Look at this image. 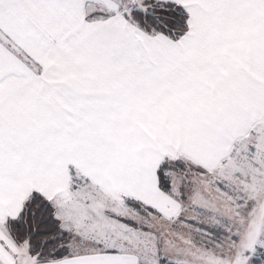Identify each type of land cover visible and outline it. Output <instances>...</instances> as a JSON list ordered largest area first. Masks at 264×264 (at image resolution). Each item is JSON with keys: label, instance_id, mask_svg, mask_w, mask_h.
<instances>
[{"label": "rangeland", "instance_id": "rangeland-1", "mask_svg": "<svg viewBox=\"0 0 264 264\" xmlns=\"http://www.w3.org/2000/svg\"><path fill=\"white\" fill-rule=\"evenodd\" d=\"M173 1L181 36L131 18L154 0H0V208L41 185L69 237L62 258L34 254L0 219V264H264V0ZM240 153L254 209L194 176L234 181ZM210 230L235 238L217 249Z\"/></svg>", "mask_w": 264, "mask_h": 264}, {"label": "trees", "instance_id": "trees-1", "mask_svg": "<svg viewBox=\"0 0 264 264\" xmlns=\"http://www.w3.org/2000/svg\"><path fill=\"white\" fill-rule=\"evenodd\" d=\"M154 1L155 3H150V7H148L142 14H132L133 17L131 18L135 21V23H138L141 28L143 27L146 30H149L150 25H153V23H155L156 33H164L170 36H181L182 33H186L188 29L189 13L182 7V5L173 0ZM235 156L240 159L242 167L241 169L239 168V170L233 172L235 175L234 181L222 179L219 175V172H209L193 168L194 176H196V178L198 179L199 174H204L206 175V178H212L214 188L212 186L210 187L212 189H215V194H218L236 210L242 208L245 210L247 208L254 209L256 205L253 204V201L258 188L255 187L250 190V187L253 186V182L251 177L247 176L250 174L252 168L251 161L245 153L235 154L233 155V158H235ZM228 159V161L220 169V174L222 176H225L224 171L226 167L231 166V168H233L231 159ZM207 173L209 174V176L207 175ZM169 188L170 187L168 183L163 182V189L165 191H168ZM198 191L199 193L204 192V190L201 191L200 189ZM185 196L186 193L181 197L182 201H186ZM147 207H149L150 210H155L149 204L147 205ZM205 215L206 213L204 212L200 213L201 217H205ZM247 216L248 215L243 217ZM220 218L225 222V225H228L229 221L225 220L223 217ZM9 219L11 220L8 227L9 236L16 241H27L32 253L40 255L44 253L48 254L50 252H53L52 254L59 253L56 255V257L58 258H62L63 256L68 254L66 253L64 255H61L59 249L67 246L66 243L67 241H69V237L64 231L61 230L59 222L51 210L49 200L45 199L42 193L38 192L37 190H34L30 193L28 198L25 200V204L23 205L20 213L15 217L7 218V220ZM191 220V217L189 218L185 217V215H179L178 218L173 219L172 223L177 228L182 230L186 227V225H192ZM195 222L198 223L197 228L199 229L206 228L204 224H208L198 219H195ZM211 222H213L214 224L218 223L215 221ZM220 226L224 229L223 225ZM191 232L194 233L193 230H191ZM210 233L212 236L207 234L206 235L212 237L209 239L211 242H215L214 244H216L217 249L218 247L224 246L225 244H230L235 238L231 235L225 236L229 234V232H225V230L223 234L217 233L216 235H214V232L211 230ZM201 235L204 236L205 234L203 235L202 233ZM258 259L259 255H254L252 257V264H258ZM164 260L165 258L162 257V260H160L158 264H163Z\"/></svg>", "mask_w": 264, "mask_h": 264}, {"label": "crops", "instance_id": "crops-1", "mask_svg": "<svg viewBox=\"0 0 264 264\" xmlns=\"http://www.w3.org/2000/svg\"><path fill=\"white\" fill-rule=\"evenodd\" d=\"M48 1L50 2V0H48ZM77 10H79V8ZM82 12H84V8L82 9L81 13ZM0 30H1V28H0ZM130 99H132V97H130ZM149 103L151 105H153L151 101H149ZM257 121H258L257 123H259V120H257ZM226 162H227V159L224 162V164ZM232 162H233V160H232ZM213 163H214V166H212V170H215L217 165H216L215 162H213ZM31 178L32 177H29V179H31ZM251 178H253V177H251ZM42 188H43V186H41V185H32V184H30L29 187H27V188H23V187L20 188V186L19 187H14L13 185L11 187H9L8 199H5V203L6 204L3 205L0 208V210H1L0 211V215H1L0 219L3 220V219L9 218L10 216H17L20 213L21 209H22V205L24 203V200L30 195V193L32 192V189H38L37 191H39ZM259 188H263V187L261 185H259ZM145 196H148V195H145ZM145 196H142V197H145ZM256 203L257 204L259 203V206L257 207L256 211L260 212V214H262L263 208H264V193H262L261 196H260V193H259V202H256ZM253 204H254V201H253ZM260 216H259V219H260ZM241 217H243V216H241ZM243 218H248V217H243ZM98 256H105V255L104 254H94V255H91V256H84L85 258L81 257V258H78V259H79L80 264H86L88 262L87 261L88 259L97 258ZM71 260H72V258H70L68 260H65V261H57L56 264H71ZM33 264H38V263H33Z\"/></svg>", "mask_w": 264, "mask_h": 264}]
</instances>
